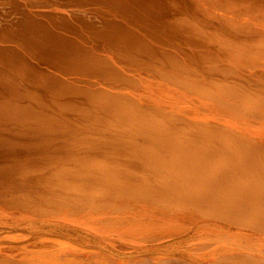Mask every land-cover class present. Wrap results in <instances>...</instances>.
Here are the masks:
<instances>
[{
  "label": "bare ground",
  "instance_id": "1",
  "mask_svg": "<svg viewBox=\"0 0 264 264\" xmlns=\"http://www.w3.org/2000/svg\"><path fill=\"white\" fill-rule=\"evenodd\" d=\"M64 208L139 245L212 220L264 234V0H0V215ZM64 253L0 264H89Z\"/></svg>",
  "mask_w": 264,
  "mask_h": 264
},
{
  "label": "rangeland",
  "instance_id": "2",
  "mask_svg": "<svg viewBox=\"0 0 264 264\" xmlns=\"http://www.w3.org/2000/svg\"><path fill=\"white\" fill-rule=\"evenodd\" d=\"M15 7L17 11L20 8ZM15 10L11 14L12 16L18 14ZM21 10L19 9V12ZM182 103L184 104V102ZM215 111H212V114H216ZM237 121L239 122V120ZM84 212L85 210H81L78 213L72 214L68 212L67 208H64L58 212L60 216L57 213L52 216L40 214L19 216L18 213L9 212H6L8 214L0 215V255L31 254L35 249L44 244L62 253L65 252V255H82V257H86V262L88 261L89 264H103L104 262L101 259L104 256L113 257L112 261L118 264H126L130 262V259L139 262L138 264H141L143 261L146 263L149 261L155 262V260L156 262L169 260L170 263L168 264H219L212 258L213 245H211V241L216 238L222 241L225 247L255 248L260 249L264 253V234L253 227H239L220 220L203 223L201 221L189 227L185 232L176 234L174 237L172 236V238L170 237L158 242L153 241V243L146 241L143 242L144 244L142 243L143 245H139V243L130 241V243L128 241L125 242V240L114 234L103 236L105 234H101L98 230H93L88 225L72 220L75 215L78 214L79 216L80 213L81 216ZM70 214L74 217L71 215L72 218H70ZM203 224L207 225L203 227ZM92 225L96 224L93 223ZM94 251H100V255L95 254ZM105 252L108 253L106 254ZM155 252L157 253L155 254ZM109 253L110 255H108ZM208 256L211 259L205 258ZM91 258H93L92 261ZM104 264L107 263L105 262Z\"/></svg>",
  "mask_w": 264,
  "mask_h": 264
}]
</instances>
